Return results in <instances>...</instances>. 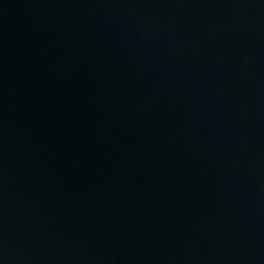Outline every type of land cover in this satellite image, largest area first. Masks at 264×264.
<instances>
[{"label": "water", "instance_id": "water-1", "mask_svg": "<svg viewBox=\"0 0 264 264\" xmlns=\"http://www.w3.org/2000/svg\"><path fill=\"white\" fill-rule=\"evenodd\" d=\"M0 264H264V0H0Z\"/></svg>", "mask_w": 264, "mask_h": 264}]
</instances>
